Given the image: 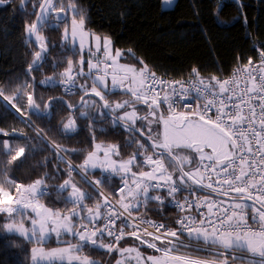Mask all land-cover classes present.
Masks as SVG:
<instances>
[{"label":"snow or ice","instance_id":"6c2138e0","mask_svg":"<svg viewBox=\"0 0 264 264\" xmlns=\"http://www.w3.org/2000/svg\"><path fill=\"white\" fill-rule=\"evenodd\" d=\"M5 2L6 0H0V5H4ZM40 8L42 12L51 10L65 13L63 18L65 22L70 14L73 39L78 30L81 35L85 34V13L76 7L75 0H43ZM37 19L42 22L43 17ZM26 31L29 34H36L37 40H43L37 31L36 23L28 25ZM67 35L68 30L65 29V38ZM94 40L96 52H100L103 47L105 61L97 59L96 64L89 61L90 70L87 74L83 71V59L79 61L80 68L75 72L72 71V62L69 61L67 71L61 74L62 81L49 79L42 80L41 83L70 82L71 87L65 88V92H71L77 87L76 77L91 79V88L86 83L79 85L82 94L90 95L93 107L99 102L91 99V96L99 97L100 101H103L100 107L108 110L104 115L112 117L111 123L114 128H123L125 132L131 134L129 146L136 145L137 151L128 160L112 161L109 153L118 156L119 146L113 144L108 145L106 149L102 148L101 144L95 142L93 135L95 151L88 153L79 168H74L70 161L60 156L61 161L68 165L69 179L58 189L59 193L71 190L66 203H71L72 208L68 209L67 214L39 204V199L47 194L43 178L29 185L18 184L15 180L7 179L6 166L0 168V213L7 217V221L0 225V228L6 229L9 233H16L29 243L37 245L51 239L53 234L58 242L61 241L62 234L76 238V243L68 241L67 246L63 248H52L47 251L41 247L33 248L31 255L33 264L58 262L64 264L66 259L69 261L74 259L78 264H98L88 256H80L84 247L89 244L96 249L106 250V253L115 251L120 257L116 259L115 264H125L133 254L137 258V264L141 261L143 264H217V261L218 264H227L229 257L241 261L247 259L248 264H264V51L260 53L259 64L254 65L249 59L247 65L233 74L231 81H221L212 77L206 83L199 79V71L194 68L192 72L196 82L192 83L190 88L181 84L178 90L174 85L180 82L158 81L155 73L146 74V66L138 70L132 65H117L121 54L119 51L114 56L111 54L109 49L111 41L107 37L102 40L100 36H95ZM83 46L81 41L80 48ZM41 48L42 51L33 53L34 59L29 65V75L33 65L39 67L46 58L42 54L47 53L46 45H41ZM89 52H92L91 48ZM107 60L111 63H107ZM100 64H103V70L99 67ZM110 67H115L116 70L109 73L107 69ZM93 68L96 71L93 72L91 70ZM241 73L243 75H240ZM108 76H111V88L107 81ZM241 83L247 86L244 92H238ZM163 84L170 85L171 91L165 88L156 90L157 86ZM117 87L124 88V94L130 93L132 99L110 105L103 93L107 90L111 94ZM192 92L196 94L194 97L191 95ZM25 94L29 104L33 106L32 110L36 111L39 105L33 100V94L20 93V96L23 97ZM244 95H247V99H244ZM0 97L20 112V109L12 104L15 97L8 96L3 90H0ZM189 99L194 103L183 104ZM253 100H259L260 103L254 105ZM138 102H143L147 106L148 111L145 115L138 114L135 107ZM88 104L89 101L81 103V116L87 115L83 109L87 108ZM165 104L167 108L165 112H161L160 108ZM181 104L183 108L194 110L177 111ZM136 119L141 121L139 127L136 126ZM152 123L162 124V128L154 130L150 127ZM64 130L76 131L75 120H69L64 125ZM0 134L7 135L2 129ZM41 140H44L43 135ZM49 146L57 153L70 151L59 145ZM0 147L7 148L5 155L10 158L8 163L25 155L23 147H8L6 141L0 144ZM101 151L103 155H97ZM149 151L151 154H148ZM140 156L143 159L138 161L137 158ZM105 165L110 166L114 174L125 173L122 177L123 187L119 188L117 193V195L123 193V196L119 197V208L105 198L104 203H97L96 210L93 211L84 203L93 197L80 191L71 182V174L78 172L83 175L84 172ZM145 167L149 170L144 171ZM133 168L138 171H132ZM202 173L215 174V180L211 175H207L209 182L204 183L205 176ZM85 180L94 188L95 185L105 183L104 180H96L93 184L86 177ZM188 181L199 185L201 190L210 189L217 194L228 195L235 192L239 194V199L233 197V203L228 207H223L224 201L217 202L207 196L203 198V202L199 199L188 201L187 198L184 203L175 201L177 192L190 191L192 194L196 191ZM6 184L10 187H5ZM150 190H163L166 196L149 195ZM99 195L103 196V193L99 192ZM166 197H172L175 206L182 211L207 208L211 215L201 212L200 219L186 215L176 221L180 226L178 229L167 228L163 224L148 220L132 219L133 210L146 207L149 201H158L163 206ZM247 199L258 201L261 205L260 208H252L250 216L252 223H249V206L239 202ZM185 205L188 207L185 208ZM28 208L32 209L35 217L31 218L30 227H25L24 219L20 218L27 217L24 210ZM76 208H80L81 212L77 213ZM141 225L144 227L141 228ZM149 228L155 231L150 232ZM125 229L130 231L126 232ZM185 235L196 244L203 243L214 249H222L216 251L217 261L178 254L180 248L189 247L181 240ZM126 236L134 237L141 244H146L148 248L161 253V256L144 257L138 248L121 247L120 241ZM144 236L152 239H144ZM106 237L111 238L107 243L104 242ZM199 250L197 248V251ZM235 252L251 253L252 257L259 259L237 257L234 255Z\"/></svg>","mask_w":264,"mask_h":264},{"label":"trees","instance_id":"16d2710c","mask_svg":"<svg viewBox=\"0 0 264 264\" xmlns=\"http://www.w3.org/2000/svg\"><path fill=\"white\" fill-rule=\"evenodd\" d=\"M6 1L7 4L0 7V90L15 97L12 104L20 112L0 97V129L7 133L0 134V144L6 141L8 147H23L25 155L8 163L7 148L0 147V168L6 166L7 179L18 184L29 185L43 178L49 193L40 198L42 204L67 214L72 208L71 203H66L68 191L59 193L58 189L69 178L68 169L59 161L50 144L69 149L67 153H61L78 166L94 149L93 135L96 143L118 145L122 149L120 159L132 156L137 146H129L132 140L130 133L113 127L112 117L104 115L106 112L100 107L103 103L99 99L91 97L99 102L93 107L90 97H87L85 101L89 104L83 109L87 115L81 116V108L71 111L68 107V103L72 107L78 105L83 96L81 91L74 97L66 96L50 84L41 83L49 77L51 80L57 78L61 70L67 69L69 55L76 59L80 55L79 50H70L62 42V30L69 21H51L56 23L54 27L39 21L37 31L43 37L47 53L44 62L39 67L33 65L35 68L29 75L27 70L34 59L33 53L39 50L26 28L35 22L43 0ZM161 2L75 0L76 7L85 13V25L89 31L110 38L119 50L133 52L142 68L146 66L166 76L196 78L192 72L195 68L199 71V79L207 83L212 77L219 79L230 75L238 65L255 59L260 51H264V0H177L174 8L166 11L162 10ZM32 77L36 79L35 102L40 112L32 110L26 94L20 96V93H32ZM118 95L105 96L110 104ZM49 101V114L45 115ZM72 119L75 120L76 131L66 132L64 125ZM35 130L43 135L44 140ZM73 149L75 151H71ZM142 159L137 158L138 161ZM87 173L91 177H104L101 170ZM71 176L80 179L77 175ZM103 180L104 192L115 196L114 190L122 178ZM5 187L10 186L6 184ZM93 199L96 203L101 202L99 196ZM88 201L92 205L91 199ZM133 214L141 219L159 220L166 227L177 229L176 215L166 204L161 206L156 201H149L146 207L133 210ZM6 218L0 215V225L7 221ZM126 241L141 244L133 239L124 240L121 244ZM35 245L0 228V264H33L31 255ZM44 245L49 248L57 244L50 241ZM188 250L198 252L199 258L213 254ZM83 252L98 264L107 261L106 250L89 244ZM232 262L248 264L241 260Z\"/></svg>","mask_w":264,"mask_h":264},{"label":"rangeland","instance_id":"374dc122","mask_svg":"<svg viewBox=\"0 0 264 264\" xmlns=\"http://www.w3.org/2000/svg\"><path fill=\"white\" fill-rule=\"evenodd\" d=\"M176 1L177 0H162V2H161V8H162V10L166 11V10L173 9L174 6H175V4H176ZM6 4H7V1L5 2L4 5H0V7L5 6ZM64 16H65V13L53 12L51 10H48L47 12H42L40 17H43L42 22H47L46 25H48L49 27H54L56 25V23H51V21H61V20H63ZM57 17H61V19H57ZM67 21H69V24H67V26L62 30V42H64L67 45V48H69L70 50H73V51L79 50L80 55L78 56V59H76V57L74 55H69L68 58H67V60H66V62L68 64V67H69V61L72 62V71L75 72V71H77L80 68L79 61L81 59H83V61H84L83 71H84L85 74H87L89 72V70H90L89 69V61H91L92 64H96L97 59H100L101 61H105V59H106V57H104L103 54H102L103 53V47H101V51L100 52H96L95 51V40H94V37L95 36H100V35L89 31L86 28V25H85V29H86L85 34L81 35L80 32H79V30H78L75 39H73L72 36H71V23H70V21H71V15L70 14L68 15ZM42 22L40 21V23H42ZM85 24H86V21H85ZM65 29L68 30L67 38H65ZM40 36L42 37V35H40ZM100 37H101L102 40H103V38H105V37H102V36H100ZM108 39L111 41V43L109 45V49L111 51V54L114 56L117 51H119V53L121 54L119 56L118 60H117V65H132V66H134L138 70L142 67L140 65L139 60L137 58H135L133 52H131V51H123V50L117 49L114 46L113 41L110 38H108ZM37 41H38V43L40 45H45L44 44V40H37ZM81 41H83V45H84L82 49L80 48ZM89 48L92 49V52L91 53L89 52ZM106 62L107 63H111L110 60H107ZM102 67H103V65H102ZM67 69L65 68L64 70H61V71H63L65 73L67 71ZM91 70L93 72L96 71L95 68H93ZM115 70H116L115 67H110V68L107 69V71L109 73H111V72H113ZM110 77L111 76H108L107 77V81H108V84H109V88H111V79H110ZM49 79H50V77L47 78V80H49ZM78 83H79V85H84L86 83L89 88H91V86H92V80L91 79H87L86 80V78H82V77H79ZM118 89H120V87ZM118 89H116V90H118ZM80 91H81V89H80ZM119 92H120L119 95L118 96H115V98H116V100H114L115 103H117V102L123 103L124 101H130L132 99L130 93L127 94V95L124 94V92H125L124 88H121ZM114 102L113 103H110V105L111 104H114ZM135 107H136L139 115H145L146 112L148 111L147 106L143 102H138L135 105ZM120 111L123 112V109H121ZM129 111H131V108H129ZM193 118H195V117H193ZM135 123H136V126L137 127H139L141 125V121L139 119H136V122ZM150 127L153 128L154 130H156L158 128H162V124L161 125H157L155 123H152L150 125ZM101 146H102V148H105L106 149L108 145L101 144ZM121 150L122 149L119 148V153H121ZM93 151H95V148L93 149ZM206 151H208V150L206 149ZM148 154H151V152H149ZM97 155L102 156L103 155V152L101 151ZM140 157L143 158L142 156H140ZM109 158L112 161H121L120 154L117 156V155H112L111 153H109ZM128 159H129V157H127L124 160H128ZM95 169L102 170V171H107V170L110 171L111 170V167L108 166V165H105L104 167H97ZM143 170L144 171H148L149 168H146V169H143ZM74 178H71V180L77 181L80 185L84 186V188L88 191L89 194H92L93 196H95L96 198H98L97 194H95L92 190H91L92 191L91 192L90 191V188H88L83 183L84 180L78 179L76 177H74ZM197 179H199V177H197ZM191 182L194 183L193 181H191ZM195 185H197V184H195ZM197 186L199 187V185H197ZM39 187H41V186H39ZM70 195H71V193H70ZM250 206H252V205H250ZM252 207H254V206H252ZM80 212H81V210L78 211V213H80ZM62 214H64V213H62ZM81 215H82V213H81ZM33 217H35V213L32 211V212H30L27 215V217L20 218V219H24V225H25V227H30L31 218H33ZM68 237H70L71 240H67ZM74 239H76V238H74L71 235H63L62 234L61 241L58 242L57 239H56V237H55V234H53L52 235V238L49 239V240H47L46 242H44V244L51 241V242H53L54 244H57V245H54V246L49 247L50 249H52V248H58V247L59 248H63V247H66L67 246V242L68 241H71L72 243H76V241ZM120 246L121 247H135V248H138L139 252L144 257H147L149 255H152V256H161V253H158L156 251H153L154 249L150 250L151 248L150 249L145 248L141 244L135 245V244H131L128 241H126L124 244H121ZM182 249H184L183 252L181 251ZM188 249H193V248H188ZM188 249L187 248H180L178 254H182V255H186V256H191L193 258H199V253L198 252L191 251V250H188ZM190 252H194L195 254H192ZM82 253L83 252H81V254ZM248 254H251V253H248ZM211 256L207 257V260H211V261L217 260V257L216 256H214L213 258ZM106 258H107V261L105 262V264H115L116 259H119L120 257L114 251L112 253H107ZM208 258H210V259H208ZM72 261H73V263H72ZM64 262H65V264H75L74 263V259L71 260V261H69V260L66 259ZM76 264H78V263H76ZM125 264H137V258L135 257V255L133 254V256L129 257L125 261ZM140 264H143V261H141ZM232 264H234V263H232Z\"/></svg>","mask_w":264,"mask_h":264},{"label":"built area","instance_id":"2783aa9c","mask_svg":"<svg viewBox=\"0 0 264 264\" xmlns=\"http://www.w3.org/2000/svg\"><path fill=\"white\" fill-rule=\"evenodd\" d=\"M261 53V52H260ZM260 53L257 55V57L255 59L252 60L253 64H259L260 62ZM247 63H244V64H241L239 66H237L235 68V70H233V72L226 76V77H223L219 80L223 81V80H232L233 79V74L237 72L238 69H241L243 68L245 65H247ZM147 72H151V73H155V77L158 81H164V82H180V83H177L175 84L174 86L179 90L180 89V86L181 84L185 85V87H189L191 86L192 83L196 82V79L193 78V77H183V78H175V77H170V76H166V75H163L161 73H158V72H154V71H151L149 69H146V74ZM240 75H243V73H241ZM239 78V77H237ZM76 79V78H75ZM63 79H60L59 81H62ZM77 85V84H76ZM54 87L58 88L62 93H65L66 95H75L78 91V86L75 87L74 89H72L71 92H65V88H70L71 87V83L70 82H59V83H55L53 84ZM246 85L244 83H241L240 84V88L238 90V92H244L246 91ZM161 88H165L167 89L169 92L171 91V87L170 85L168 84H163V85H159L157 86L156 90L157 91H160ZM163 95V93H161ZM191 95L194 97L196 94L195 92H192ZM244 99H247V95H244ZM191 103H194L193 100L189 99V100H185L183 102V104H191ZM252 103L254 105L256 104H259L260 101L259 100H253ZM183 104H181L180 106L177 107V111H193L194 109H190V108H183ZM167 108V105H163L161 108H160V111L161 112H165ZM259 111V110H258ZM58 155V158H59V161H61L60 159V156H63L65 160H68L71 162V160L69 158H67L65 155H63L61 152L57 153ZM63 162V161H61ZM64 163V162H63ZM66 166H67V169H68V165L66 163H64ZM72 166L74 168H79L77 165H75L73 162H71ZM82 171V170H81ZM72 174H76L80 177H82L84 180H85V177L87 178L88 181H92L93 184L95 183L96 180H103V177H89L87 176L85 173H83V175H81L80 173L78 172H73ZM202 175L205 176L204 178V183H208V179H207V175H211L213 180H215V174H212V173H209L207 175L203 174ZM104 178H115V174L112 173V171H109V172H106L104 173ZM86 181V180H85ZM155 183V182H153ZM161 183H163L161 181ZM89 184V183H88ZM90 185V184H89ZM98 194L99 192H102L103 193V196L102 199L103 201L105 200V198H107V201L114 205L116 208H119L120 207V203H119V200H117L115 197L113 196H110L108 195L107 193H105L103 190H102V184L101 185H95V188L93 186H91ZM123 187V183H120L116 188H115V195L120 197V196H123V193H119V195H117L118 193V190L119 188ZM98 189V191H97ZM207 191L209 192H212V193H216V192H213L212 190L210 189H206ZM152 193L154 194H157V195H161V196H166V193L165 191L163 190H150ZM222 194V193H221ZM224 195V194H222ZM206 195H204L201 191H198L196 190L194 193L190 194V191H181V192H177L175 194V201H179L180 203H184V200L185 198L188 199V201H194V200H197L199 199L201 202H203V198L205 197ZM226 196H229V197H235V198H239V194L235 193V192H231L229 193L228 195ZM207 197H210L211 200H215L217 202H220V201H224L225 203L223 204V207H228L231 203L233 202H230V201H225V200H222V199H218V198H215V197H211V196H207ZM253 200V199H252ZM157 203H159L158 201H156ZM257 203H259L258 201H256ZM164 204H166L173 212L174 214L176 215V221L186 215H191V216H196L197 219H200L201 217L199 216V213L203 212V213H208V209L207 208H199L198 210L196 208H193L190 212L188 211H182L180 208L176 207L175 206V202L173 201L172 197H166L165 201H164ZM245 204V203H243ZM260 204V203H259ZM188 205H185V208H187ZM252 206H249V223H252L251 219H250V216L252 214ZM256 208V207H255ZM215 211V208L213 209V212ZM3 214V213H1ZM209 215H211L210 213H208ZM132 219L134 221H138V220H148V221H152V222H155L157 224H163L161 221L159 220H155V219H141V218H138L136 217L134 214H133V217ZM213 219H215V217H213ZM120 221L118 220L117 221V225H119ZM141 228L144 227V225H141L140 226ZM166 227V226H165ZM180 226L177 224V229L179 228ZM168 228V227H167ZM150 232H154L155 230L152 229V228H149L148 229ZM126 232L130 231V229H125ZM143 235V234H142ZM111 238L110 237H106L105 238V243H107ZM127 239H133V240H136L134 237H131V236H126L125 239L121 240L120 243H122L124 240H127ZM144 239H147V240H151L152 238L151 237H148V236H144ZM181 240L183 241L184 244L186 245H189V247H186V248H193V249H196L199 248L201 251H207V252H212V253H216V251H222L220 249H214L212 246H209V245H205L203 243H200V244H196L195 241H191L187 238V235L185 236H182L181 237ZM138 241V240H136ZM140 242V241H139ZM159 243V242H157ZM145 246H147L146 244H143ZM194 245V246H193ZM235 256L237 257H240V256H245L247 257L248 259H259L258 257H252L251 255H248V254H245V253H241V252H235L234 253ZM228 261H234L233 259H231L229 257V260ZM245 263H248V260L246 259L244 261Z\"/></svg>","mask_w":264,"mask_h":264},{"label":"water","instance_id":"95a60500","mask_svg":"<svg viewBox=\"0 0 264 264\" xmlns=\"http://www.w3.org/2000/svg\"><path fill=\"white\" fill-rule=\"evenodd\" d=\"M42 3H43V1H42ZM42 3H41V4H42ZM41 13H42V11H41V8L39 7L38 12H37V15H36L35 22H34V23L37 24V28H38V23H39V20H38L37 18L41 16ZM31 36H32V41H33V44L35 45V47H36L39 51H42L41 45H39L38 42H37L36 34H31ZM42 54L46 56V53H42ZM44 60H45V59H43L42 63L44 62ZM42 63H40L39 66H40ZM35 67H37V66H35ZM35 67H32V69L35 68ZM31 71H32V70H31ZM27 73L29 74V69L27 70ZM110 79H111V77H110ZM32 81H33V90H32V93H33V100L35 101L36 79H35L34 77H32ZM89 96H90V95H83V96L81 97L80 102H79V104H78L77 106H75V107H69V108L71 109V111H75V110L79 109L81 103L84 102V100H85L87 97H89ZM91 97H94V98H97V99L100 100L99 97H95V96H91ZM50 102H51V101L48 102V109H47V112L45 113V115H48V114H49V104H50ZM101 102L103 103V101H101ZM67 103H68V102H67ZM68 105H70V104L68 103ZM8 106L11 107L10 105H8ZM37 111L40 112L39 108L37 109ZM105 111L107 112L108 110L105 109ZM149 143H150V142H149ZM200 191H202V192H203L204 194H206V195H209V196H212V197H215V198H218V199H222V200H226V201L233 202V199H232L233 197H229V196H225V195H222V194H217V193L208 192V191H205V190H200ZM237 199H239V198H237ZM239 202L247 203V204H250V205H254L256 208H260V207H261V205H260L259 203H257L256 201H254V200H252V199L240 200Z\"/></svg>","mask_w":264,"mask_h":264},{"label":"crops","instance_id":"0c3cea01","mask_svg":"<svg viewBox=\"0 0 264 264\" xmlns=\"http://www.w3.org/2000/svg\"><path fill=\"white\" fill-rule=\"evenodd\" d=\"M102 37H104V36H102ZM106 60V59H105ZM102 65L103 64H100L99 65V67L101 68V70H103V67H102ZM141 69V68H140ZM96 70V69H95ZM125 84H127V81H125ZM121 89V88H120ZM120 89H118V90H115V91H112L111 92V94H113V93H115V92H119L120 91ZM104 95H106V94H109L108 93V91L106 90V91H104V93H103ZM115 103V102H114ZM121 160H124V159H121ZM97 169H91L90 171H88V172H92V171H96ZM102 171V170H101ZM132 171H138V169H136V168H133L132 169ZM125 174L123 173V172H121L119 175H118V177L119 178H122L123 176H124ZM71 178H74V176L72 177L71 176ZM69 179V178H68ZM67 179V180H68ZM75 179V178H74ZM71 182L78 188V189H80L82 192H84V193H87V194H89L88 193V191L84 188V186H82V185H80L77 181H73V180H71ZM83 182V181H82ZM88 188H90V191L92 190L94 193H95V191L89 186V185H87L85 182H83ZM64 184V183H63ZM193 184V186H197V185H195L194 183H192ZM39 187V186H38ZM91 191V192H92ZM70 193H71V190L69 189L68 190V193L66 194V198L67 197H69L70 196ZM96 194V193H95ZM149 195H151V192L149 191ZM90 196L91 197H94L92 194H90ZM101 200V199H100ZM91 201H92V205H91V202H89L88 200H85L84 201V203L85 204H87V206L89 207V208H92L93 209V211H95L96 210V201L94 200V199H91ZM41 204V203H40ZM100 204H103V202H102V200H101V202H100ZM41 205H43V204H41ZM80 210V208H76L75 209V211L78 213V211ZM26 213H27V215L30 213V212H32V209L31 208H28V209H25L24 210ZM101 211H103V209H101ZM65 214V213H64ZM82 215H86V213H82ZM2 224H4L3 222L1 223V225ZM2 230L4 231V232H6V233H9L6 229H3L2 228ZM67 240H71V238L70 237H68V239ZM75 241H76V239H74ZM91 245V244H90ZM37 247H41V248H44L46 251L47 250H50V248H48V247H46L45 245H44V243H42V244H40V245H35L33 248H37ZM220 250H222V249H220ZM249 255H251V254H249ZM80 256L81 257H83V256H85V255H83V254H81L80 253ZM214 256H216V253H213L212 254V258L214 257ZM199 259H202V260H207V258H199ZM208 259H210V258H208ZM208 261H211V260H208ZM214 261H216V260H214ZM72 263H73V261H72ZM74 263L76 264V263H78V261H76V260H74ZM58 264H59V262H58ZM64 264H65V262H64ZM217 264H218V262H217Z\"/></svg>","mask_w":264,"mask_h":264}]
</instances>
